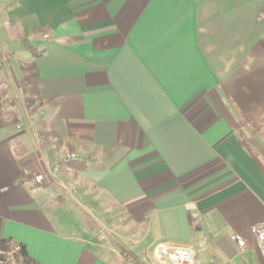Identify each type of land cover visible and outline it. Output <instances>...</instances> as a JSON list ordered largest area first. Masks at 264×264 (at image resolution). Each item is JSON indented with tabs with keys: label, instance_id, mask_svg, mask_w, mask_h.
I'll list each match as a JSON object with an SVG mask.
<instances>
[{
	"label": "crops",
	"instance_id": "obj_1",
	"mask_svg": "<svg viewBox=\"0 0 264 264\" xmlns=\"http://www.w3.org/2000/svg\"><path fill=\"white\" fill-rule=\"evenodd\" d=\"M263 220L264 0H0V238L264 264Z\"/></svg>",
	"mask_w": 264,
	"mask_h": 264
},
{
	"label": "built area",
	"instance_id": "obj_2",
	"mask_svg": "<svg viewBox=\"0 0 264 264\" xmlns=\"http://www.w3.org/2000/svg\"><path fill=\"white\" fill-rule=\"evenodd\" d=\"M72 155L74 156L75 154ZM32 180L35 184H41L44 182V175L41 173L34 174ZM251 232L255 236L257 246L264 253V220L252 226ZM98 237L100 241L107 245L109 244L110 240L107 235L102 233ZM231 238L238 246H244V240L238 233H233ZM158 249L160 255H165L175 264H195L194 252L189 247L180 245H172L168 247L162 245L159 246ZM119 255L123 264H139L134 256L126 250L120 251Z\"/></svg>",
	"mask_w": 264,
	"mask_h": 264
},
{
	"label": "trees",
	"instance_id": "obj_3",
	"mask_svg": "<svg viewBox=\"0 0 264 264\" xmlns=\"http://www.w3.org/2000/svg\"><path fill=\"white\" fill-rule=\"evenodd\" d=\"M32 50L34 48H31ZM38 53V52H37ZM16 249L14 254L10 256L9 259L15 264H38L35 262L27 253V250L23 244H16L10 239L0 238V264H5L7 258V253L12 249Z\"/></svg>",
	"mask_w": 264,
	"mask_h": 264
},
{
	"label": "rangeland",
	"instance_id": "obj_4",
	"mask_svg": "<svg viewBox=\"0 0 264 264\" xmlns=\"http://www.w3.org/2000/svg\"><path fill=\"white\" fill-rule=\"evenodd\" d=\"M15 251H16V249L14 248V249H12L9 253H7L6 256H7L8 259H6L5 264H15V263L12 262L11 259H9L10 256H11L12 254H14Z\"/></svg>",
	"mask_w": 264,
	"mask_h": 264
}]
</instances>
